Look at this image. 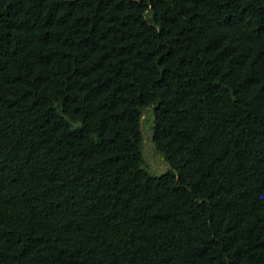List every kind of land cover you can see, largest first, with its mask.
<instances>
[{
	"label": "trees",
	"instance_id": "obj_1",
	"mask_svg": "<svg viewBox=\"0 0 264 264\" xmlns=\"http://www.w3.org/2000/svg\"><path fill=\"white\" fill-rule=\"evenodd\" d=\"M0 264H264V0H0Z\"/></svg>",
	"mask_w": 264,
	"mask_h": 264
},
{
	"label": "rangeland",
	"instance_id": "obj_2",
	"mask_svg": "<svg viewBox=\"0 0 264 264\" xmlns=\"http://www.w3.org/2000/svg\"><path fill=\"white\" fill-rule=\"evenodd\" d=\"M151 127H153V114L149 110L142 117V131L144 136L143 154L146 163V170L154 176H159L167 170L163 158L154 150L151 142Z\"/></svg>",
	"mask_w": 264,
	"mask_h": 264
}]
</instances>
